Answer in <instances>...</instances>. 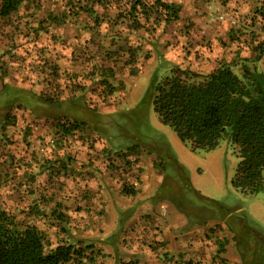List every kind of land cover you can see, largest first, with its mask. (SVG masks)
<instances>
[{
    "label": "rangeland",
    "instance_id": "1",
    "mask_svg": "<svg viewBox=\"0 0 264 264\" xmlns=\"http://www.w3.org/2000/svg\"><path fill=\"white\" fill-rule=\"evenodd\" d=\"M133 1L25 0L0 18V211L35 226L47 249L82 247L84 264H149L151 253L160 252L159 260L166 255L165 241H156L165 212L152 206L184 209L191 228L219 217L201 202L205 197L229 213L237 264H264V189L252 196L235 190L233 147L221 143L192 152L158 122L150 95L144 98L157 70L207 73L225 64L240 74L244 64L259 67L263 57L251 46L264 40V29L250 21L259 0H159L179 7L168 23L154 0H141L151 7L148 20L129 12ZM221 13L233 22L220 20ZM77 123L79 129L62 134L60 125ZM137 141L138 155L129 149ZM152 142L168 144L199 195L180 185L181 194L170 201L156 198L160 205L138 197L140 162L155 157L147 149ZM166 169L176 181V171ZM155 183L142 186L149 191ZM128 187L137 194H126ZM54 210L66 215V223L55 220ZM184 231L174 236L180 239ZM210 256L213 261L216 250Z\"/></svg>",
    "mask_w": 264,
    "mask_h": 264
},
{
    "label": "trees",
    "instance_id": "2",
    "mask_svg": "<svg viewBox=\"0 0 264 264\" xmlns=\"http://www.w3.org/2000/svg\"><path fill=\"white\" fill-rule=\"evenodd\" d=\"M24 1L0 0V18L16 12ZM81 1L98 3L101 0H76L77 3ZM155 4L158 5L155 6L157 12L162 10L165 23L177 19L179 7L159 0H154ZM150 10V5L141 0L130 3L129 12L139 11L145 14L146 20ZM134 21L136 26H140L138 20ZM250 21L252 24L260 23L264 29V0H259ZM251 48L258 58L263 57L259 67L244 64L240 74L225 64L207 73L178 66L171 67L163 75H159L157 70L149 80L144 98L150 95L152 110L158 122L171 128L179 141L192 152H209L221 143L233 147L238 161L231 186L241 194L252 196L264 189V40L256 41ZM2 69L1 74L6 76V67ZM105 72L108 76L112 75L110 69ZM60 126L62 134L66 135L70 130L80 128L79 123L68 125L67 128ZM139 135L141 137V133ZM137 142L129 148L130 151L134 150V154L142 144ZM147 149L156 153L154 166L164 173L156 198L170 201L173 193L178 191L181 194L180 185L191 194L199 195L190 185L187 169L177 161L168 144L152 142L150 147L147 145ZM168 166L176 171V181L165 173ZM125 192L128 195L135 194L132 187L125 189ZM180 197L181 204L185 200L183 196ZM201 200L213 206L218 215L225 210L223 205L214 200L205 197H201ZM177 207L180 208L179 205ZM53 214L59 224L66 223V215L55 210ZM223 250L224 244L221 243L218 251L221 253ZM83 258H86L84 249L80 246L75 248L72 243L58 244L47 249L44 236L35 226L17 221L14 215L4 210L0 211V264H67L70 261L84 264ZM121 264L138 263L129 260Z\"/></svg>",
    "mask_w": 264,
    "mask_h": 264
},
{
    "label": "crops",
    "instance_id": "3",
    "mask_svg": "<svg viewBox=\"0 0 264 264\" xmlns=\"http://www.w3.org/2000/svg\"><path fill=\"white\" fill-rule=\"evenodd\" d=\"M70 131L72 132V130ZM126 151L127 150H125V152ZM151 153L155 155V157L150 158L151 162H147V160H142V162H140L142 169L140 168L138 170L139 173L137 174V178L140 181V187L142 189L141 193L138 194V197L144 194L143 197H153V204H159V201H156L155 195L164 179V173L161 169L154 166L157 155L155 152ZM138 154L139 153L137 152L136 155ZM176 159L182 164L179 161L178 156H176ZM188 170L191 176L192 171L191 169ZM151 181H154V183L156 182L155 187L147 191L142 185ZM135 182L138 183L137 180H135ZM201 202L204 204V201L201 200ZM160 204V208H158L157 204L155 206L153 205L152 208L157 212H159L158 209H161L162 214L163 211L165 212L164 220H160V222L157 223L162 232L156 236V241H165L166 245L164 246L163 254L165 253L166 255L162 260H159L161 258V254H159L160 252L151 253L149 256V264H153L152 261L158 264V260L159 264L163 262L164 264H194L193 261H200V264H237V262H240V258L235 257L234 253L230 251L231 245L233 247L234 244V241L232 240L234 234L230 231L232 227L228 226L226 222L229 213H222L219 217H212L209 220H205L201 225L196 224L194 227L187 228V226H185L187 218L184 209L183 211L176 210L172 204L168 207L165 202H160ZM145 205H148L147 207L151 208L150 203L147 202ZM197 211H200V208H197ZM183 230L185 231L181 232L180 239L179 237L174 236V231L180 232ZM219 240L224 244V251L221 253H217L219 248L218 244H221L218 242ZM214 250H216V258L212 261V256H210V254ZM127 261H129V259Z\"/></svg>",
    "mask_w": 264,
    "mask_h": 264
},
{
    "label": "built area",
    "instance_id": "4",
    "mask_svg": "<svg viewBox=\"0 0 264 264\" xmlns=\"http://www.w3.org/2000/svg\"><path fill=\"white\" fill-rule=\"evenodd\" d=\"M219 19H220V20H225V21H227V22H233V19H232L231 17H228L227 15H225V14H223V13H221V14L219 15Z\"/></svg>",
    "mask_w": 264,
    "mask_h": 264
}]
</instances>
